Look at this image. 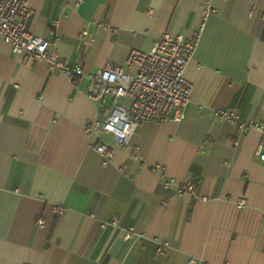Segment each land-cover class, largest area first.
Segmentation results:
<instances>
[{
    "label": "crops",
    "instance_id": "1",
    "mask_svg": "<svg viewBox=\"0 0 264 264\" xmlns=\"http://www.w3.org/2000/svg\"><path fill=\"white\" fill-rule=\"evenodd\" d=\"M26 1L29 30L86 74L166 33L197 45L186 119L146 121L127 148L101 135L116 150L105 166L85 131L105 114L87 77L50 73L0 40V264H264L260 135L216 116L264 123V0H213L210 15L206 0ZM191 182L196 195L179 196Z\"/></svg>",
    "mask_w": 264,
    "mask_h": 264
},
{
    "label": "built area",
    "instance_id": "2",
    "mask_svg": "<svg viewBox=\"0 0 264 264\" xmlns=\"http://www.w3.org/2000/svg\"><path fill=\"white\" fill-rule=\"evenodd\" d=\"M212 1H205L206 15L215 12ZM32 15L33 9L26 0H0V40L11 45L15 55H25L36 64L45 63L50 73L60 72L71 81L75 76L87 77V97L105 108L102 119L85 125L90 148L103 157V165L114 161L116 150L104 143L101 135H111L120 148H127L146 121L171 124L186 119L191 85L185 71L197 41L168 33L149 38L141 49L131 52L125 66L109 63L95 74H86L84 68L67 64L53 42L29 30ZM216 116L222 122L235 124L239 135L259 133L255 158L264 166V123L243 120L237 109L218 110ZM174 184L171 178L165 182L166 187ZM197 189L196 183L181 184L179 196L196 195ZM239 206L243 208L245 202ZM67 212V208L57 206L60 217ZM37 224L43 226L44 220L39 218ZM113 224L118 226L119 219H114ZM125 236L130 238V232ZM155 243L158 254L170 251L169 241L156 239Z\"/></svg>",
    "mask_w": 264,
    "mask_h": 264
}]
</instances>
